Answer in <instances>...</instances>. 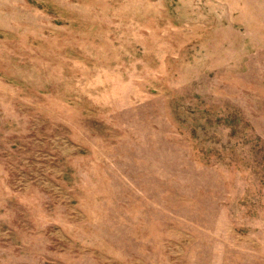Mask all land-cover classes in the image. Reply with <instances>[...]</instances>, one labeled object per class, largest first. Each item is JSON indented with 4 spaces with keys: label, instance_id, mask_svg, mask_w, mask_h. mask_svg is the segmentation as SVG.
<instances>
[{
    "label": "rangeland",
    "instance_id": "rangeland-1",
    "mask_svg": "<svg viewBox=\"0 0 264 264\" xmlns=\"http://www.w3.org/2000/svg\"><path fill=\"white\" fill-rule=\"evenodd\" d=\"M0 264H264V0H0Z\"/></svg>",
    "mask_w": 264,
    "mask_h": 264
}]
</instances>
